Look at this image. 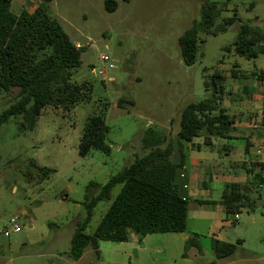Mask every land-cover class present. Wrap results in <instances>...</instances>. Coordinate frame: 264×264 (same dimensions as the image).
Segmentation results:
<instances>
[{"label":"rangeland","instance_id":"374dc122","mask_svg":"<svg viewBox=\"0 0 264 264\" xmlns=\"http://www.w3.org/2000/svg\"><path fill=\"white\" fill-rule=\"evenodd\" d=\"M107 1L52 0L47 4L48 15L76 46L85 49L73 82L86 83L91 91L69 109H48L32 130L21 128V117L1 126L0 264H264V174L262 181L254 180L245 169L249 162L242 166L247 141L255 137L253 129H242L244 137L237 139H214L212 147L203 144L201 133L194 139L201 144L200 150L184 143L189 157L186 173L194 180L190 195L217 203L209 207L205 220L189 205L184 233L151 235L141 241L132 235L123 244L103 241L98 254L88 249L80 260L71 259L73 234L87 218L85 205L136 155L149 151L143 144L149 131L163 139V148L170 142L177 148L183 110L219 95L236 121L248 117L247 122L264 112V82L257 79L264 71V53L247 58L235 50L242 27H248L247 37L264 34V0H255L253 7V0L223 4L215 28L225 19L236 16L238 20L217 36L200 31L204 42H199L192 66L184 63L179 39L201 22L203 5L223 0H111L113 11L106 9ZM41 3L14 0L11 10L17 15L22 10L32 13ZM103 55L111 58L114 70L104 67ZM103 68L104 77L93 72ZM17 92L0 93V117L15 102ZM255 96L254 109L248 112L245 105ZM93 115L105 118L111 153L91 150L81 157L80 141ZM258 133L264 134V126L258 127ZM249 150L255 153L252 147ZM194 158L202 161L199 173L207 180L205 188H197L203 179L195 178ZM31 163L53 172L41 174ZM235 182L250 188L248 199L239 212L226 214L219 202L225 185ZM120 189L114 188L110 199L94 209L88 234L96 231ZM13 218L19 233L13 232ZM189 238L197 243L186 250ZM217 242L234 245L233 255L218 259Z\"/></svg>","mask_w":264,"mask_h":264},{"label":"trees","instance_id":"16d2710c","mask_svg":"<svg viewBox=\"0 0 264 264\" xmlns=\"http://www.w3.org/2000/svg\"><path fill=\"white\" fill-rule=\"evenodd\" d=\"M13 1L0 0V93L10 94L13 90L18 92L15 102L1 115L0 128L9 119L21 117V128L32 130L48 109L58 111L76 106L87 98L91 88L86 83L73 82L75 71L82 65L81 58L85 49L78 48L61 24L48 15L47 4L52 0H42L32 13L22 10L18 15L11 10ZM233 1H213L202 6L201 22H195L179 39L187 66L195 64L199 42H204L200 40V31H204L207 36H217L227 32V28L238 20L236 16L225 19L215 28L217 19L224 12L222 5ZM255 4L253 0L250 7ZM106 9H115L113 1L106 2ZM248 31L247 26L242 27L235 50L237 54L253 58L264 53V45L261 43L264 34L247 37ZM258 43H261L260 49H256ZM215 78L221 79L217 74ZM258 80L264 82V71L258 74ZM122 102L119 101L120 105ZM222 103L219 95L189 104L182 112L177 148L172 142L163 148V139L153 131L145 135L143 144L149 151L142 156L136 155L132 164L113 175L101 187L98 195L85 205L87 218L77 226L73 234L71 259L80 260L88 249L98 254L101 241L122 244L129 242L132 235L142 240L149 235L187 231L189 203L180 195L177 183L178 174L184 168L187 158L184 143L193 142L201 133L205 136L206 146H211L212 138L230 137L235 122L226 114ZM108 132L109 127L103 115L91 116L80 141V156L86 157L91 150L110 154ZM177 151L179 155L176 156ZM30 166L44 175L53 172L38 168L33 163ZM246 170L254 180H263L261 173L264 164H252ZM117 186L121 189L115 200L96 231L88 234L86 231L94 209L99 203L109 200ZM249 190L248 186L239 183L226 186L220 202L224 213L239 212L248 199ZM196 243L195 238L187 239L186 250ZM214 249L216 257L224 259L233 255L236 247L217 242Z\"/></svg>","mask_w":264,"mask_h":264},{"label":"crops","instance_id":"0c3cea01","mask_svg":"<svg viewBox=\"0 0 264 264\" xmlns=\"http://www.w3.org/2000/svg\"><path fill=\"white\" fill-rule=\"evenodd\" d=\"M233 72H234L233 75L235 77V71H233ZM257 79H258V75H257ZM259 82H262V81H259ZM262 95H263V93H262ZM255 101H256V96H255V98H253V101H251L250 104H247L246 103L245 107H246V110L247 111L254 109V104L256 103ZM262 102H263V105H264V96H262ZM229 107H230V105L229 104H226V102H223L222 103V108L224 110H226V114L229 115L234 120V122H235V124H234V130L231 131L230 137L227 138V139H237V138H240V137H244V132L242 131V129H253V130L256 131L255 132V137L252 136L253 137L252 138V141H250V140L247 141L246 160L243 162L242 166L245 165L244 163H246V162L247 163L249 162V164H250L249 166L250 167H252V164H264V156H261V157H257L256 156V151L258 149L264 147V134L261 135V134L258 133V127L259 126H262V127L264 126V116H259L258 115L257 117H253V119H249V121H247V122H246V120H248V117L245 118V120L242 119L240 121H236L235 118L232 116L231 112L229 111ZM255 113L256 112L254 111L253 112V115ZM214 139H218V138H212L211 139V146H208V147L215 146ZM220 139H222V138H220ZM188 144H189V147L192 150H195V149L200 150V148H201V144L196 143L194 140H193V142L188 143ZM203 144L205 145V136L203 138ZM251 147L253 148V151L255 153H253V152L250 153V150L249 149ZM224 149H227V146H224ZM184 152H185V145H184ZM176 154H177V152H176ZM186 157H187V155H186ZM187 159H189V157L186 158V161H187ZM186 161H185L184 168L180 171V174L184 173V175H185V179H183V180L180 179L179 180L180 195L188 200V203L191 206L193 212L197 216H199L202 220H205L207 218V215L211 213L209 211V209H210L209 207L212 206V205H214L216 207L217 203L214 202V201H210V200L196 199L195 196H191L190 195L191 192L189 190L192 188L191 185H192V183H193L194 180H192V178L190 177V175H188L186 173V164H187ZM201 162L202 161L199 160L198 158H194L193 159V164H194L193 169H195V178L196 177H199V178L203 179V180H201V182L197 186V188H199V189L200 188H205L206 185H207L206 178L199 173L200 172L199 171L200 170L199 168L202 167ZM211 180H212V176L208 179V181L211 182ZM231 184H234V183H227L225 185V187L228 186V185H231ZM239 184H243L244 185V183H239ZM184 185L187 186L186 189L183 188ZM225 187H224V189H225ZM220 202H219V205H221ZM154 235H164V234H154ZM149 236H151V235H149ZM149 236H147V237H149ZM147 237H145V238H147ZM139 241H141V240H139ZM101 242H103V241H101Z\"/></svg>","mask_w":264,"mask_h":264},{"label":"built area","instance_id":"2783aa9c","mask_svg":"<svg viewBox=\"0 0 264 264\" xmlns=\"http://www.w3.org/2000/svg\"><path fill=\"white\" fill-rule=\"evenodd\" d=\"M77 47L81 48L80 46H77ZM100 61L103 63L104 67H107L110 70H114L115 69V65H114L113 61L111 60V58L108 55L101 56L100 57ZM93 72L97 73L99 76H103V77L106 75V70L104 68L99 70V71L94 70ZM109 80L110 81H114L113 78H111ZM263 116H264V112H263ZM256 156L257 157L264 156V147H262V148H260V149H258L256 151ZM263 174H264V170H263ZM178 179H181V180L185 179L184 173L180 174V172H179ZM183 188L186 189L187 186L184 185ZM10 224L12 226V229H13L14 233H19L21 231V229H20V227H19V225L17 223V219L16 218L11 219L10 220Z\"/></svg>","mask_w":264,"mask_h":264},{"label":"water","instance_id":"95a60500","mask_svg":"<svg viewBox=\"0 0 264 264\" xmlns=\"http://www.w3.org/2000/svg\"><path fill=\"white\" fill-rule=\"evenodd\" d=\"M65 199V198H64Z\"/></svg>","mask_w":264,"mask_h":264}]
</instances>
